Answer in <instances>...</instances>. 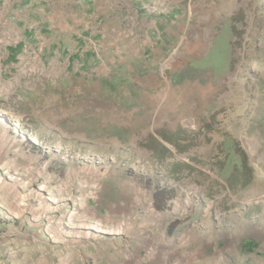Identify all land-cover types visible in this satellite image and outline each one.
Listing matches in <instances>:
<instances>
[{
	"label": "rangeland",
	"instance_id": "obj_1",
	"mask_svg": "<svg viewBox=\"0 0 264 264\" xmlns=\"http://www.w3.org/2000/svg\"><path fill=\"white\" fill-rule=\"evenodd\" d=\"M226 1L230 15L188 73L216 93L182 126L120 142L98 119L83 146L40 132L23 108L42 139L0 165V264H264V0ZM37 9L0 0V117L11 121L16 78L35 76L25 60L62 29ZM68 236L101 241L55 242Z\"/></svg>",
	"mask_w": 264,
	"mask_h": 264
},
{
	"label": "crops",
	"instance_id": "obj_2",
	"mask_svg": "<svg viewBox=\"0 0 264 264\" xmlns=\"http://www.w3.org/2000/svg\"><path fill=\"white\" fill-rule=\"evenodd\" d=\"M222 1L224 7L217 9L219 0H29L38 8L39 22L62 23V29L59 41H43L39 52L25 60L35 76L16 78L14 121L6 112L0 117V165L8 164V152L42 139L34 128L27 131L25 106L31 107V121L40 132L78 145L89 141L87 126L95 127L98 119L107 135L118 132L120 142L182 126L194 106L206 107L216 93L211 83L188 73L194 70L192 59L208 53L211 27L230 15ZM164 62L167 75L161 72ZM168 77L178 84H169ZM99 240L68 236L55 242L87 246Z\"/></svg>",
	"mask_w": 264,
	"mask_h": 264
},
{
	"label": "trees",
	"instance_id": "obj_3",
	"mask_svg": "<svg viewBox=\"0 0 264 264\" xmlns=\"http://www.w3.org/2000/svg\"><path fill=\"white\" fill-rule=\"evenodd\" d=\"M165 192V188L162 187H156L155 191H154V202L156 204H159V200L162 198L163 194ZM158 202V203H157ZM161 208V207H160ZM182 219H175L172 221V223L170 224V226H168V232L169 230H171L172 226L174 225H178L180 223H182Z\"/></svg>",
	"mask_w": 264,
	"mask_h": 264
},
{
	"label": "built area",
	"instance_id": "obj_4",
	"mask_svg": "<svg viewBox=\"0 0 264 264\" xmlns=\"http://www.w3.org/2000/svg\"><path fill=\"white\" fill-rule=\"evenodd\" d=\"M165 69V68H164Z\"/></svg>",
	"mask_w": 264,
	"mask_h": 264
}]
</instances>
